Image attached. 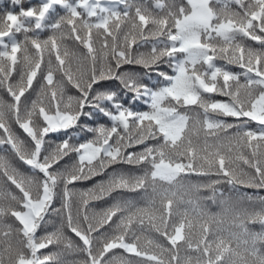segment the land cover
<instances>
[{"label": "snow or ice", "instance_id": "obj_1", "mask_svg": "<svg viewBox=\"0 0 264 264\" xmlns=\"http://www.w3.org/2000/svg\"><path fill=\"white\" fill-rule=\"evenodd\" d=\"M11 3L0 14V264H264V197L245 206L217 187L264 189V0ZM182 174L220 179L185 185Z\"/></svg>", "mask_w": 264, "mask_h": 264}, {"label": "trees", "instance_id": "obj_2", "mask_svg": "<svg viewBox=\"0 0 264 264\" xmlns=\"http://www.w3.org/2000/svg\"><path fill=\"white\" fill-rule=\"evenodd\" d=\"M39 2H40V0H23V4L25 6L35 5V4H38ZM139 2L151 4L152 0H139ZM232 7H235V5H233ZM16 8H17V6L12 5L11 0H0V14H2L6 10H14ZM57 11L61 15L63 14L62 9L58 8ZM53 15H55V14H53ZM48 34H50V33H42L41 36H42V38H46V35H48ZM18 39L22 40L23 34H20L18 36ZM67 43L69 44L70 47L72 46L70 41H68ZM251 43L254 44L255 42H251ZM150 47H151L150 45H143L139 49V51L146 52V51L150 50ZM218 63L223 64L224 62L219 61ZM135 67H136V70L138 72L142 73V69L139 66H135ZM230 67L232 68L233 71H239L237 66H230ZM163 70H166V67ZM147 82L148 83H155V79L153 78V80L147 81ZM117 84H118L117 81L106 82V85L109 87H112L113 89L116 88ZM69 87L71 88V86H69ZM74 91H75L74 89H71L68 92V94L71 95L74 93ZM0 98H3L5 100L10 99V97H8L7 94L5 92H3L2 90H0ZM33 98H34V96H33ZM217 99H226V98L217 97ZM136 107H138L140 109H146L147 108V106L142 104V103H137ZM191 107L194 110H198V109H195V106H191ZM189 114L191 115L193 113L190 111ZM15 131L17 132L18 135L21 136V138H23L24 134H23L22 130L16 128ZM59 135L60 134H52L51 138L57 139V137ZM66 160H67V158H66ZM114 167L116 168L117 171L124 172L127 174H135V175L142 174V169H140L138 167H133V166H128V165H117ZM111 171H112V169H109V172H111ZM101 179H106V177H104V176L95 177L92 181L83 182L82 184L78 185V187H91L93 183H95L96 181L101 180ZM178 179H181V178H178ZM210 179H220V178L216 177L214 174L210 177L200 176V175H196V174H188L185 176L184 174H182L181 182L185 185H192V184L206 183ZM217 187L219 189V192H222L225 197H230L234 203L245 205V206L252 203V201H248L245 197H253L254 201H258L259 197H264V189L249 188V187H246V186L241 185V184H236L235 186H233V185L228 184L223 179H221V184L218 185ZM200 195H201V197H207L210 195V192L206 189H201ZM127 196H128V198L140 199L141 197H143V193H141L139 197H137V195L135 193L127 194ZM95 203L100 204L101 202L97 201ZM203 203L205 204V207L207 208L208 211H210L212 213L220 212L219 202L213 203L211 200H205V201H203ZM54 206L59 207V204L57 203ZM48 219H49V223L42 225V227L37 230V236L38 237L44 235L45 231H49V232L53 231L54 225L58 224V222H59V219L57 217H51ZM225 226H227V224ZM250 227H252L256 231L260 230L259 224L250 225ZM67 235L69 237L74 238V234H72L70 232H68ZM62 248H63V245L50 246L48 249L41 250V252L48 253V252L60 251ZM117 251L120 252L121 254H123L122 250H117ZM124 255H128V254H124ZM64 259L68 262L80 261L83 259V255L82 254H76V255L66 254L64 256ZM132 259H133V264H136V259L134 257H132Z\"/></svg>", "mask_w": 264, "mask_h": 264}]
</instances>
